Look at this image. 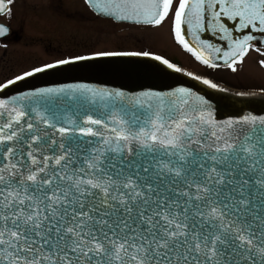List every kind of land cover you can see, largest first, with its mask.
I'll return each instance as SVG.
<instances>
[{
    "label": "snow or ice",
    "instance_id": "6c2138e0",
    "mask_svg": "<svg viewBox=\"0 0 264 264\" xmlns=\"http://www.w3.org/2000/svg\"><path fill=\"white\" fill-rule=\"evenodd\" d=\"M87 2L156 26L175 3V39L211 67L186 32L233 69L264 36V0ZM206 30L229 50L200 40ZM206 108L185 88L128 96L85 83L0 99V264H264V116L221 123Z\"/></svg>",
    "mask_w": 264,
    "mask_h": 264
},
{
    "label": "water",
    "instance_id": "95a60500",
    "mask_svg": "<svg viewBox=\"0 0 264 264\" xmlns=\"http://www.w3.org/2000/svg\"><path fill=\"white\" fill-rule=\"evenodd\" d=\"M95 9L100 11L97 8ZM113 17L116 18L115 16ZM253 35L261 42L264 41V36L261 34L253 33ZM185 38L202 55L208 58L210 63L227 64L224 60L218 59L217 54H209L206 49L202 50L190 32H186ZM200 40L213 43L217 47L223 46L225 51L229 50L227 42L220 39L219 33L213 35L210 30H206L200 33ZM103 53L144 52L115 51ZM100 54L81 56L91 57L83 60H76V57L68 59L73 62L58 64L56 67L47 68L43 72H37L32 76L25 77L23 80H18L6 88H0V99H11L22 95L28 96L41 89L59 88L78 83H85L97 88H106L109 91H123L128 96H139L145 91L167 94L179 88H185L195 96L203 98L207 105L206 110L210 111L214 119L218 122L223 123L228 120H239L245 116H264V92L245 90L231 86L167 59L170 63L181 69V71L177 72L174 69L168 68L161 61L154 59L153 57L157 55L154 53H150L151 55L149 56ZM196 77L200 79H196ZM204 80L211 81L217 87H210V85L203 83ZM33 99L40 100L41 98L35 97ZM47 99H54V97ZM19 103L28 105L31 103V100L20 101ZM193 103L195 104L196 102L193 101Z\"/></svg>",
    "mask_w": 264,
    "mask_h": 264
},
{
    "label": "flooded vegetation",
    "instance_id": "af4514ba",
    "mask_svg": "<svg viewBox=\"0 0 264 264\" xmlns=\"http://www.w3.org/2000/svg\"><path fill=\"white\" fill-rule=\"evenodd\" d=\"M176 3H178V0H176ZM175 6L174 3L173 11H170L168 16L170 31L173 32V42L178 46V49L200 62L192 52L187 51L175 39L173 24ZM10 7V13H0V25H4L8 29L6 35L0 36V85L35 68L54 64L60 60L103 52H148L183 65L176 56L153 49L116 47L83 50L84 34L88 30V22L95 21L101 24L102 21H107L113 26L121 23L149 26L144 23L119 20L112 15L104 14L91 6L87 0H14ZM71 39L78 41V43L71 42ZM252 44L253 49L248 51L242 61H238L234 65V69L229 66V63L216 64L217 66L213 68L224 66L230 71L240 69L242 80L237 81V85H235L236 81L231 80L232 86L264 92V64L261 63V61H264V41L261 42L256 39ZM254 49H259V51ZM29 51H37L40 54L52 57L19 69L22 67L21 63ZM188 65L185 63L183 66L190 67Z\"/></svg>",
    "mask_w": 264,
    "mask_h": 264
},
{
    "label": "rangeland",
    "instance_id": "374dc122",
    "mask_svg": "<svg viewBox=\"0 0 264 264\" xmlns=\"http://www.w3.org/2000/svg\"><path fill=\"white\" fill-rule=\"evenodd\" d=\"M87 27V33L84 34L85 42H83V50L116 47L124 49H153L176 56L180 59L183 65L185 63L189 64L190 67L188 68L190 69L206 74L211 73L216 77H224L229 82L231 80L236 81L235 85L238 84L237 81L242 80V74L239 72L240 69L230 71L224 66L218 68H208L193 59L190 55H187L184 51L178 49V46L173 42V32L170 31L168 17L159 26L134 25L130 23H121L113 26L107 21H102L101 24L99 22L92 21L87 23ZM72 39L70 40L71 42L78 43V41ZM51 57L52 56L40 54L37 51H29L26 58L23 59L21 63L22 67L19 69L44 61L45 59H49Z\"/></svg>",
    "mask_w": 264,
    "mask_h": 264
},
{
    "label": "trees",
    "instance_id": "16d2710c",
    "mask_svg": "<svg viewBox=\"0 0 264 264\" xmlns=\"http://www.w3.org/2000/svg\"><path fill=\"white\" fill-rule=\"evenodd\" d=\"M203 63V62H202ZM206 66V65H205ZM208 68H213L209 65H207ZM209 73V72H208ZM210 76L214 77L215 79L219 80V81H222V82H225V83H228V84H231V82H229L228 80H226L224 77H216L215 75L213 74H209Z\"/></svg>",
    "mask_w": 264,
    "mask_h": 264
}]
</instances>
